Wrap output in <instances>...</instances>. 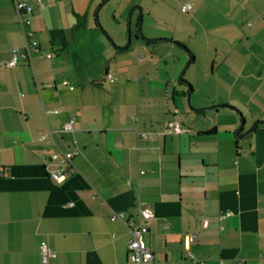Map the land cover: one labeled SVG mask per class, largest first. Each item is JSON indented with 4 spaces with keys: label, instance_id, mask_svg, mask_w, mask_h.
Segmentation results:
<instances>
[{
    "label": "crops",
    "instance_id": "0c3cea01",
    "mask_svg": "<svg viewBox=\"0 0 264 264\" xmlns=\"http://www.w3.org/2000/svg\"><path fill=\"white\" fill-rule=\"evenodd\" d=\"M43 1L23 27L40 51L9 66L27 39L12 0H0V264H132L129 228L110 216L135 219L139 207L151 214L144 240L152 259L144 264H264V105L256 97L264 86V5L195 0L188 14L211 18L214 99L196 96L195 108L184 110L195 88L188 79L187 93L176 79L185 57L168 63L169 52L137 53L121 67L128 45L107 38L87 63L66 32L73 35V13L85 15L83 29L102 0ZM169 38L161 39L171 54L183 41L175 32ZM252 102L261 117L199 118L207 104L218 113ZM170 121L180 132L166 128ZM58 150L76 153L73 171L55 182L50 158ZM42 245L54 253L49 262Z\"/></svg>",
    "mask_w": 264,
    "mask_h": 264
},
{
    "label": "rangeland",
    "instance_id": "374dc122",
    "mask_svg": "<svg viewBox=\"0 0 264 264\" xmlns=\"http://www.w3.org/2000/svg\"><path fill=\"white\" fill-rule=\"evenodd\" d=\"M102 1L103 3L101 5L94 6L88 14L87 23L84 25L83 29L81 27L80 29L72 30L73 35L71 31L66 32V42L68 44L71 43L70 45L73 52L80 51V49L83 48V51L86 53V58H89L87 59V63H91V55H96L100 50V43L96 41L105 44L107 38H110L112 40L111 46L122 47L127 44V37L129 35V45L126 49H123L124 55L126 56L125 62L119 61V66H125L129 58L135 59L137 53H141L142 55L140 56H147L149 52L155 54L161 52L163 55L169 52L168 56L166 55L168 63L174 62L176 60V55L185 57L184 64L179 68L176 74V79L179 81L181 71L186 63L189 62V57L187 58L186 56L187 51L173 45V47H171L172 53L170 54L168 49L172 45H169L165 40L147 42L148 39L158 37L170 39L169 37L172 32H175L176 37L182 39L183 45L193 56V61L184 70L182 79L188 83H190L188 79H191L194 86H192L191 83L190 85L192 88H195L194 91L189 94V101L186 99V105L185 102L183 103V109L185 110V106L188 108L194 107L192 104L197 98L196 96H199V100L201 99L204 101L206 97H208L210 101L214 99V85L210 75V65L214 55L213 45L215 42L212 40L213 36H208L211 35L210 13H203V11L200 10L197 14L192 16V14H188V12L182 13L179 11L183 3L188 1L191 2L192 5H195V0ZM213 1L214 0H206V3L211 5L214 3ZM243 1L244 0H239V2ZM217 2H219V0ZM249 3L254 6L257 3L264 5V0H250ZM95 16L98 19L99 25L95 23ZM205 28L208 31L206 36L207 38L209 37L208 41L204 40V35L202 34ZM98 37L99 39H96ZM90 44L92 46H89ZM111 65L113 64L111 63ZM142 65L143 64H141V66ZM213 67H216V64H213ZM206 78L209 79V81L205 84ZM228 91V88H221V90L218 88V92L222 93V95L228 93ZM256 97L259 105H264V86H262ZM248 105L249 107L238 103V107L234 108H229V106L216 107L219 111L218 113H214V108L207 104L205 115L199 118H259L262 114L264 115V113L260 114V116L257 114L260 109L257 105H254L253 102L248 103ZM177 117L187 118V114L179 112ZM240 124L241 120H239L238 126Z\"/></svg>",
    "mask_w": 264,
    "mask_h": 264
},
{
    "label": "built area",
    "instance_id": "2783aa9c",
    "mask_svg": "<svg viewBox=\"0 0 264 264\" xmlns=\"http://www.w3.org/2000/svg\"><path fill=\"white\" fill-rule=\"evenodd\" d=\"M12 4L15 11L18 13L21 31L26 37L27 42L23 49L12 50L11 57L8 62L9 66H15L20 59L31 62L33 54L40 51L38 42L31 39L32 33L23 30V27L29 24V16L33 13L34 10L44 7V1L12 0ZM191 8L192 3L187 1L180 6L179 11L187 12ZM51 55V52H47L44 54V57L49 58L51 57ZM72 120L73 119H70V121L64 125L65 130L70 128ZM166 128L168 130H173L174 132H180L179 124L176 121L168 122ZM40 139H44V135H41ZM75 153V151L58 150L51 155L50 159L53 162V168L49 171V175L55 182H59L65 177L66 173L73 171L71 158ZM150 215V212L146 208L139 207L135 219L130 216H126L125 213L121 211L113 212L110 216L111 220H120L129 228L130 238L127 242L126 256L128 261L132 264H144L152 259L150 248L144 240V234L147 230L146 220L150 217ZM191 237L192 235L190 233H186L182 237L183 247L188 256H190L189 248ZM40 252L43 262H49V260L54 256L53 251L46 245L41 246Z\"/></svg>",
    "mask_w": 264,
    "mask_h": 264
},
{
    "label": "trees",
    "instance_id": "16d2710c",
    "mask_svg": "<svg viewBox=\"0 0 264 264\" xmlns=\"http://www.w3.org/2000/svg\"><path fill=\"white\" fill-rule=\"evenodd\" d=\"M103 3V1L100 3V5ZM14 7V6H13ZM34 12V11H33ZM188 12V11H187ZM73 17H74V23L71 27V30H77L79 27H81L85 21V15L84 14H78V13H73ZM95 21H96V24L99 25L98 23V19L97 17L95 16ZM105 33V32H104ZM106 34V33H105ZM110 42L112 43V40L109 38ZM159 40H164V39H161V38H151V39H148L147 42H154V41H159ZM176 43V42H175ZM39 44V43H38ZM177 45H179L181 48H183L184 50H187V48L181 44V43H176ZM129 45V44H128ZM40 46V45H39ZM119 48V47H117ZM189 54V57H191V53L188 52ZM182 84L183 83H186L183 79H182ZM187 84V83H186ZM191 87L187 90V93H190L191 92ZM203 109H199V111H202ZM213 131H215V127H212L210 129H207L205 131H201L200 133H212Z\"/></svg>",
    "mask_w": 264,
    "mask_h": 264
},
{
    "label": "water",
    "instance_id": "95a60500",
    "mask_svg": "<svg viewBox=\"0 0 264 264\" xmlns=\"http://www.w3.org/2000/svg\"><path fill=\"white\" fill-rule=\"evenodd\" d=\"M128 34H129V30H128ZM165 40L172 42V40H170V39H165ZM129 42H130V38H129V35H128V37H127V44H126V45H128ZM126 45H124V46H122V47L124 48ZM191 57H192V55H191ZM189 60H190V58H189ZM188 64H189V62L186 63L185 67H184L183 70L181 71V74H180V75H181V76H180V80H182V74H183L184 70L186 69V67L188 66ZM187 86H188V89H189V88H190V85L187 84ZM187 100L189 101V94L187 95ZM241 127H242V122H241V124L239 125L238 129L236 130V134L238 133V131L240 130ZM238 136H239V135H238Z\"/></svg>",
    "mask_w": 264,
    "mask_h": 264
}]
</instances>
